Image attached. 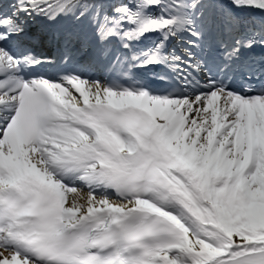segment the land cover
I'll return each instance as SVG.
<instances>
[{
  "label": "snow or ice",
  "instance_id": "1",
  "mask_svg": "<svg viewBox=\"0 0 264 264\" xmlns=\"http://www.w3.org/2000/svg\"><path fill=\"white\" fill-rule=\"evenodd\" d=\"M0 264H264V0H0Z\"/></svg>",
  "mask_w": 264,
  "mask_h": 264
}]
</instances>
